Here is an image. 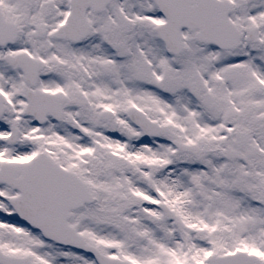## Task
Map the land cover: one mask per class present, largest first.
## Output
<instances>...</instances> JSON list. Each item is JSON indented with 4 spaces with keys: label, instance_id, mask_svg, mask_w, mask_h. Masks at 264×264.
<instances>
[{
    "label": "snow or ice",
    "instance_id": "6c2138e0",
    "mask_svg": "<svg viewBox=\"0 0 264 264\" xmlns=\"http://www.w3.org/2000/svg\"><path fill=\"white\" fill-rule=\"evenodd\" d=\"M0 264H264V0H0Z\"/></svg>",
    "mask_w": 264,
    "mask_h": 264
}]
</instances>
